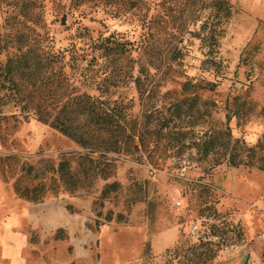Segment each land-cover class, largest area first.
Masks as SVG:
<instances>
[{"label": "rangeland", "instance_id": "1", "mask_svg": "<svg viewBox=\"0 0 264 264\" xmlns=\"http://www.w3.org/2000/svg\"><path fill=\"white\" fill-rule=\"evenodd\" d=\"M230 2L233 15L218 25L215 44L206 38L210 25H203L210 1L148 0L145 25L139 14L112 18L90 8L67 9L63 23L62 10L48 2L44 30L67 60L84 55L76 37L79 25L94 37L114 31L131 40L149 36L147 59L163 68L155 73V91L144 106L136 90L130 92L141 126L147 119L148 127L154 125L156 114L146 112L149 100L163 109L197 94L209 112L192 126L195 135L191 132L181 149H168L161 139L134 155L108 152L111 173L95 178L84 175L88 162L82 155L89 148L49 124L8 112L0 120V264H180L167 250L209 236L213 224L228 245L210 264H264V170L227 162L212 167L188 144L206 129L226 128L228 113L234 137L251 145L264 141V0ZM212 44L215 64L207 60ZM177 47L184 57L172 61ZM188 80L197 86L186 92ZM207 83L215 87L205 88ZM65 154L80 179L76 189L58 169ZM113 181L120 183L118 190L103 197Z\"/></svg>", "mask_w": 264, "mask_h": 264}, {"label": "trees", "instance_id": "2", "mask_svg": "<svg viewBox=\"0 0 264 264\" xmlns=\"http://www.w3.org/2000/svg\"><path fill=\"white\" fill-rule=\"evenodd\" d=\"M50 1L62 10L63 23L69 11L83 13L90 8L91 11L103 10L112 18L126 19L139 14L145 25L151 10L148 0H0L3 18L0 23V120L17 114L26 120L35 118L89 148L82 155L88 162L83 169L84 175L89 178L99 173L107 177L111 173L112 158L106 156L108 152L134 155L142 147L151 142L158 144L161 139L167 140L168 149L186 146L189 134L195 135L192 126L201 123L200 119L209 112L199 104L197 94L173 101L163 109L149 100L146 112L156 114L151 120L153 127L147 126L149 119L141 126L133 114L135 96L130 95L131 90H136L144 106V100L150 99L155 91V73L163 68L162 62L147 59L149 36L131 40L114 31L100 32L94 37L87 26L79 25L76 37L84 55L67 60L64 53L51 45L44 30ZM209 1L207 5L211 6L213 14L206 17L203 25H210L206 38H211L215 44L220 32L218 25L229 19L233 10L230 0H202L203 3ZM213 44L207 60L215 64ZM183 57V50L177 47L171 60ZM196 86L188 80L184 90L188 92ZM204 87L213 89L215 83H207ZM230 116L228 113L226 128L206 129L198 138L191 137L188 144L195 146L212 167L227 162L232 166L264 170V141L251 145L242 137H234L228 126ZM145 133L153 137L146 139ZM98 152L99 156L95 157ZM101 160L104 164L99 167ZM69 163L70 155L65 154L58 169L76 189L80 179L78 173L71 171ZM119 186L117 181L107 183L103 197H108ZM21 192L31 199L39 197L29 190ZM124 218L122 213L117 215L119 220ZM112 219L109 213L106 220ZM212 226L209 236H200L186 247L179 242L168 249L170 260L178 258L180 264H210L219 250L228 245L221 241L222 236L212 230Z\"/></svg>", "mask_w": 264, "mask_h": 264}, {"label": "built area", "instance_id": "3", "mask_svg": "<svg viewBox=\"0 0 264 264\" xmlns=\"http://www.w3.org/2000/svg\"><path fill=\"white\" fill-rule=\"evenodd\" d=\"M193 232L195 231V230H192Z\"/></svg>", "mask_w": 264, "mask_h": 264}]
</instances>
